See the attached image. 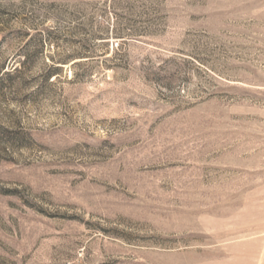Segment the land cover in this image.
<instances>
[{"label":"rangeland","instance_id":"1","mask_svg":"<svg viewBox=\"0 0 264 264\" xmlns=\"http://www.w3.org/2000/svg\"><path fill=\"white\" fill-rule=\"evenodd\" d=\"M0 264H264V0H0Z\"/></svg>","mask_w":264,"mask_h":264},{"label":"trees","instance_id":"2","mask_svg":"<svg viewBox=\"0 0 264 264\" xmlns=\"http://www.w3.org/2000/svg\"><path fill=\"white\" fill-rule=\"evenodd\" d=\"M14 71H16V69ZM7 74L9 75L12 73H7ZM50 80H51V75L46 76V82H49Z\"/></svg>","mask_w":264,"mask_h":264},{"label":"built area","instance_id":"3","mask_svg":"<svg viewBox=\"0 0 264 264\" xmlns=\"http://www.w3.org/2000/svg\"><path fill=\"white\" fill-rule=\"evenodd\" d=\"M115 46L117 47L118 46V43H115Z\"/></svg>","mask_w":264,"mask_h":264}]
</instances>
